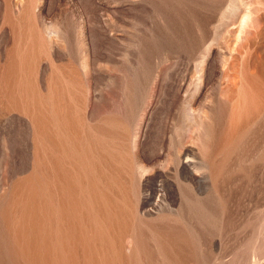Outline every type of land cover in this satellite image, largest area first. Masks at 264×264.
I'll return each mask as SVG.
<instances>
[{
  "label": "rangeland",
  "instance_id": "1",
  "mask_svg": "<svg viewBox=\"0 0 264 264\" xmlns=\"http://www.w3.org/2000/svg\"><path fill=\"white\" fill-rule=\"evenodd\" d=\"M0 264H264V0H0Z\"/></svg>",
  "mask_w": 264,
  "mask_h": 264
},
{
  "label": "bare ground",
  "instance_id": "2",
  "mask_svg": "<svg viewBox=\"0 0 264 264\" xmlns=\"http://www.w3.org/2000/svg\"><path fill=\"white\" fill-rule=\"evenodd\" d=\"M19 214V213H18ZM52 217V216H51ZM21 242H22V240H21ZM26 249V248H25Z\"/></svg>",
  "mask_w": 264,
  "mask_h": 264
}]
</instances>
